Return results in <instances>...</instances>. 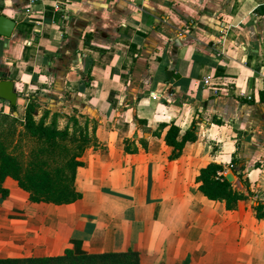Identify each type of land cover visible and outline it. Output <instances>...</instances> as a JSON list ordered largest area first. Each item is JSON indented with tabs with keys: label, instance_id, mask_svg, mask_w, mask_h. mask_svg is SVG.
<instances>
[{
	"label": "crops",
	"instance_id": "obj_1",
	"mask_svg": "<svg viewBox=\"0 0 264 264\" xmlns=\"http://www.w3.org/2000/svg\"><path fill=\"white\" fill-rule=\"evenodd\" d=\"M0 15L15 21L0 35L12 114L35 102L36 120L82 117L90 137L71 202L32 201L3 179L0 257L131 249L142 264H264V0H0ZM192 123L197 139L170 158L167 129L179 139ZM210 162L235 172L245 196L232 210L198 189Z\"/></svg>",
	"mask_w": 264,
	"mask_h": 264
},
{
	"label": "trees",
	"instance_id": "obj_2",
	"mask_svg": "<svg viewBox=\"0 0 264 264\" xmlns=\"http://www.w3.org/2000/svg\"><path fill=\"white\" fill-rule=\"evenodd\" d=\"M260 98L263 99V96ZM36 103L30 102L25 107L21 118V135L38 141L37 148L29 151L30 159L26 165L21 164L17 157L7 150V141L16 132L13 126L18 119L12 113L15 105L10 106V112H0V116L10 122V128L4 132L0 130V192L4 190L1 182L6 176L14 178L20 187L29 192L32 201H44L55 204L68 203L79 197L74 187L76 168L81 164L78 157L90 141L87 134L77 136L68 132L67 128L59 129L52 119L45 123L44 118L35 120ZM194 124L187 128L179 139V128L173 124L169 126L165 134V141L173 147L170 158L179 155L187 141L197 139L194 132ZM4 134L5 138L2 139ZM74 144L76 152L69 155V147L66 143ZM223 165L210 162L202 167L197 176L200 192L212 200H224L227 210L236 207L238 200L244 198V193L237 190L234 182L227 179ZM235 173V172H234ZM240 174H238L239 176ZM254 209L258 218L264 217V204L258 202ZM0 264H142L138 252L135 250L124 251H100L75 253L71 248H65L61 254L40 256H15L0 257Z\"/></svg>",
	"mask_w": 264,
	"mask_h": 264
},
{
	"label": "rangeland",
	"instance_id": "obj_3",
	"mask_svg": "<svg viewBox=\"0 0 264 264\" xmlns=\"http://www.w3.org/2000/svg\"><path fill=\"white\" fill-rule=\"evenodd\" d=\"M23 110H22V115H16L18 117V119L15 121V123L13 125L16 129V132L13 135V137L10 138L9 140H4L5 136H4V134L2 135V139L4 140L3 142L5 143V141H7V144H6L7 147L6 148H7L8 152L15 155L17 157V160L19 162H21L22 166L26 165L28 160L30 159L29 151L31 149L37 148V146H38V141H35L34 139H29L25 135H21L19 132L22 130L20 123L22 121L21 118L24 115L25 108ZM14 112H16V114L18 112L17 105H15V111ZM48 117H49L50 121L52 119H55V123L57 125L59 116L58 117L56 115L49 116L46 111H43L40 118H44V121H46L48 119ZM82 122L87 127V123H88L87 119H84L82 117H79V118L70 117L69 121H68V125L72 124L73 129L69 130L68 125H66L64 128H67L68 132H70V133L74 132V134H77V136L80 135V133H82V134H87V136L89 137V133L87 131V128H86L85 132H81L80 129L78 131L75 130V125L77 124L80 128L82 126ZM9 128H10L9 120H6L4 117L0 116V130H3L4 132H6V130ZM64 128H62V129H64ZM66 145L69 147V150H70L69 155H71L73 152H76V148H75L74 144L67 142ZM234 186L237 187L236 185H234Z\"/></svg>",
	"mask_w": 264,
	"mask_h": 264
},
{
	"label": "water",
	"instance_id": "obj_4",
	"mask_svg": "<svg viewBox=\"0 0 264 264\" xmlns=\"http://www.w3.org/2000/svg\"><path fill=\"white\" fill-rule=\"evenodd\" d=\"M15 26V21L11 18H7L0 15V35L9 37ZM14 84L11 80L1 79L0 80V98L9 102L11 106L16 105L17 93L13 89ZM16 114V112H15ZM148 130V128H146ZM224 176L230 181L235 180V173L233 171H227ZM239 182L238 180L236 181Z\"/></svg>",
	"mask_w": 264,
	"mask_h": 264
},
{
	"label": "built area",
	"instance_id": "obj_5",
	"mask_svg": "<svg viewBox=\"0 0 264 264\" xmlns=\"http://www.w3.org/2000/svg\"><path fill=\"white\" fill-rule=\"evenodd\" d=\"M31 1H34V0H31ZM202 84L205 86H209V87L211 86L210 89L213 91L214 94L219 92L217 85L214 83H211L208 77L203 78Z\"/></svg>",
	"mask_w": 264,
	"mask_h": 264
}]
</instances>
